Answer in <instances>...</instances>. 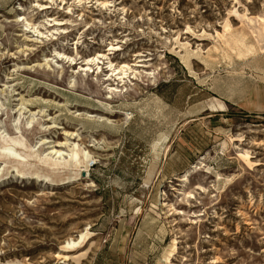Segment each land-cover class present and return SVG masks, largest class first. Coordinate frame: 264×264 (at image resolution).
Segmentation results:
<instances>
[{
    "label": "rangeland",
    "instance_id": "1",
    "mask_svg": "<svg viewBox=\"0 0 264 264\" xmlns=\"http://www.w3.org/2000/svg\"><path fill=\"white\" fill-rule=\"evenodd\" d=\"M34 2L0 0L2 129L8 110L22 123L35 112L45 130L24 132L31 148L48 137L42 151L77 143L89 157L37 178L0 158V264H264V112L240 101L264 85V0ZM15 14L56 39L12 37ZM54 51L81 58L55 67ZM98 55L101 73L79 70ZM44 57L50 68L20 69ZM109 62L127 66L111 94Z\"/></svg>",
    "mask_w": 264,
    "mask_h": 264
},
{
    "label": "bare ground",
    "instance_id": "2",
    "mask_svg": "<svg viewBox=\"0 0 264 264\" xmlns=\"http://www.w3.org/2000/svg\"><path fill=\"white\" fill-rule=\"evenodd\" d=\"M44 1H49L48 2L49 4L45 3ZM56 1L57 0H42V2L39 3L36 0V2H34V6L37 7L38 10L41 12L46 9H51L52 5L56 4ZM60 1L65 3L64 0H60ZM77 3H82V2L81 0H77ZM22 9L23 7L19 5L16 7V10H22ZM67 13L71 14L72 9L69 8V11ZM4 21L12 22L14 25L21 26L23 30L22 33L15 32V33H12L11 36L12 37L13 36L14 37L24 36L26 43L27 42L43 43L44 39L45 40H50V39L55 40L56 37H54V35L57 34L58 33L57 31L60 30L59 27H54L52 29L53 32L49 30L41 31V29L38 28L37 25L28 21V19L22 14H15L12 20H7L5 18ZM48 21H54V23L52 24L53 26L63 24V22H59L55 19L48 20ZM61 31H66V30L63 29ZM260 32L261 33H259V36L261 37V40H264V31H260ZM74 45H77V43H74ZM23 48L24 50H29V51L36 50L31 45H24ZM77 48L78 47L76 46L75 49ZM54 54H55L54 57L56 58L54 61L55 67H58L59 65L57 64L58 61L63 62V63L70 62V65H71V64H77V61L81 58V57L80 58L78 57V59L76 60V58L74 57L72 58L71 55H67L65 51H62V52L54 51ZM75 55L76 56L78 55L77 51ZM11 58L16 59V57L14 56H12ZM98 59H99V55L96 57L90 56L88 58L83 59L82 64L79 65V70L84 71L85 75H87L89 72L93 73L94 72L93 68H95L96 75L98 73H101L102 70L97 65L99 64ZM52 60L53 58L44 57L43 63L40 62V63H34L32 65H25V66L20 65V69L34 70L33 68H36V67H38L39 69H44L45 67L50 68L51 65L49 64V62ZM125 67H127L125 66V64H123L121 67H115L110 62L108 63L109 74L105 75V78L103 79V81L104 83H106L107 91L110 94L120 91L123 88L121 87L120 89H118V83L123 82V79L125 78L126 69L125 70L123 69ZM110 80H116V83H114L116 84L115 87L112 86L113 84L110 85L109 83H107ZM14 84H12V86ZM0 105H1V102H0ZM219 107H222V105L220 103L219 104L216 103L214 100H209L207 102V109L210 111H215ZM19 111H20V108L16 110V113ZM20 114L21 113H19V117H20ZM35 114H36L35 112L32 113L31 119L26 120L24 123H22L21 121H19V117L18 118L16 117L14 110H8L7 115H6V122H5L6 129L4 128L2 129L3 126L1 125V122H0V158H9V159L14 158L16 165L14 164L12 166L14 167L13 171L15 174H18L20 176L29 175L32 178H37V177L44 175L43 168H46V169L48 168L50 169L53 167H55L53 169H56V168L63 169L65 167L69 168L72 166H77L78 164L82 163L84 160H86L89 157L88 151L80 149L77 143L67 145L66 142L61 143L59 141H57V143L53 145H48L46 148L48 149V152L44 153L46 149L42 151L43 145L54 143V141L49 139L48 137H44L40 139V142L37 148H31L28 140L24 136V132L26 130H30L36 133V132H42L45 130L41 128L42 125L40 124L39 119L33 117V115ZM94 116L95 118L97 117V115H89V117H93V118ZM98 120H103V117L99 116ZM17 123L19 124V126L22 127V132L20 128L17 127ZM51 127L53 126H46L45 128L50 130ZM64 134H65L66 139H69V137L71 136V133L64 132ZM67 146L69 148L68 151H63V148ZM19 148H21L22 151L19 150ZM197 163L201 164V162H197ZM28 166H32L35 170L27 171L25 168ZM8 167L9 166H7V163L4 162L2 167L0 168V176L7 175L9 173ZM196 167L197 165L193 166V168H196ZM188 175H189V170L184 171L182 174H180L176 180L177 185L181 186L186 181H188ZM47 177L48 175L45 174V178ZM175 185L172 186L171 189L175 190L174 189ZM163 206H166V203H163ZM86 236H87V233L80 234V237L77 241L68 240L66 244L64 245V247L67 248L69 251H73L79 248V246L84 242ZM83 256H84V253H79V254H73L67 257L69 260L79 263L80 260L83 258Z\"/></svg>",
    "mask_w": 264,
    "mask_h": 264
},
{
    "label": "crops",
    "instance_id": "3",
    "mask_svg": "<svg viewBox=\"0 0 264 264\" xmlns=\"http://www.w3.org/2000/svg\"><path fill=\"white\" fill-rule=\"evenodd\" d=\"M252 91H248L245 94V98L241 99L239 98L240 101L245 100L246 103L249 105H253L254 109L253 111L256 112H264V85L262 86V89L259 88H251ZM247 97V99H246Z\"/></svg>",
    "mask_w": 264,
    "mask_h": 264
}]
</instances>
